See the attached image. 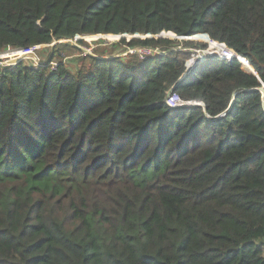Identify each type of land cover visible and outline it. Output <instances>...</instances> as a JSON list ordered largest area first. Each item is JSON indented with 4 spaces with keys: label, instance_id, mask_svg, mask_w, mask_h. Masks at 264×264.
<instances>
[{
    "label": "trees",
    "instance_id": "obj_1",
    "mask_svg": "<svg viewBox=\"0 0 264 264\" xmlns=\"http://www.w3.org/2000/svg\"><path fill=\"white\" fill-rule=\"evenodd\" d=\"M123 34L169 52L0 68V264H264V0H0V53ZM160 34L245 58L174 89L206 112Z\"/></svg>",
    "mask_w": 264,
    "mask_h": 264
},
{
    "label": "rangeland",
    "instance_id": "obj_2",
    "mask_svg": "<svg viewBox=\"0 0 264 264\" xmlns=\"http://www.w3.org/2000/svg\"><path fill=\"white\" fill-rule=\"evenodd\" d=\"M78 36L76 38H67L61 41L55 40L54 42H52L51 44L47 46L27 48V49H30L31 51L24 50V49H7L1 52L0 55L8 59L7 65H11V66L17 65L19 62L22 61L28 67L38 68L41 64H50L49 55L52 52L51 50L54 51V49L56 48L57 51L55 53H56L57 60L63 61L66 65H68L67 68L70 71L76 72L81 67L80 62H79L80 58L78 57L80 54L78 53V51L72 50L69 47L67 49H63L64 48L63 45L76 47L77 49H79L86 55H91V56H95L99 58H106V59H112V58H117V57L124 58V57H127V55H130L128 57H131V56L133 58L137 57L139 60H141V55L144 53V50L146 48L151 49L152 51L158 54L167 52V51H162L161 49H157V48L130 46L129 43H123V40H125L126 42H130L132 40L127 37L119 39V36L102 35V36H99L98 38L95 37L94 39L86 40V38L81 37V36L78 37ZM159 37L161 39H171L180 44V46L178 47L174 45L175 48H172L171 50H178V49L182 50L183 48L182 44L184 41H192L193 46L188 49L187 48L185 49V50H190L193 53V56L189 60V62L199 61L201 60L202 57L212 56L215 52L219 53V50L223 52L224 54H226L225 51L222 50L221 47H219L218 49L215 45H213V43H209V42L207 43L203 41L204 40L203 35H197V36L194 35L192 37L186 38V37H178L176 35L174 37L173 36L170 37V35L160 34ZM139 38H142V37H139ZM211 42H213L212 39H211ZM58 47H60L61 50L58 49ZM21 50H24L25 52H22L21 54H16L18 52H21ZM9 51L10 52L13 51V53L10 54ZM32 52L35 56H33ZM17 58L22 59V60L17 62V60H15ZM239 60L241 62L242 59H239ZM242 68L248 73L256 74L255 70L252 71L251 70L252 68L249 67L245 62H243ZM171 92H174V91H171Z\"/></svg>",
    "mask_w": 264,
    "mask_h": 264
},
{
    "label": "built area",
    "instance_id": "obj_3",
    "mask_svg": "<svg viewBox=\"0 0 264 264\" xmlns=\"http://www.w3.org/2000/svg\"><path fill=\"white\" fill-rule=\"evenodd\" d=\"M56 40V39H55ZM54 40V41H55ZM61 40H63V39H60V40H58V41H61ZM53 41V42H54ZM44 46H47V45H44ZM34 47H38V46H34ZM33 47V48H34ZM32 48V47H31ZM153 53H155L154 51H152L151 49H148V48H146L145 50H144V53L141 55V59H145L148 55H151V54H153ZM218 55V56H220V58H224V59H227V60H231V59H233V58H238V57H235L236 55H230L231 57L229 58L228 56H226V55H219V53H217V52H215L213 55ZM238 55V54H237ZM239 56V55H238ZM28 58H30V57H28ZM24 59V58H23ZM238 59H240V56H239V58ZM7 58L6 57H2V55H0V68H3V67H8V66H11V65H7ZM20 60H22V59H18L17 60V62H19ZM16 62V63H17ZM58 65H57V63L56 62H53V63H51V65H50V67H51V69L52 70H54L56 67H57ZM167 104L170 106V107H172V108H178V107H185V106H187L188 104H190V103H194L193 101H185V100H183L179 95H178V93H176V92H170L169 93V95H168V97H167ZM196 103H198V101H195ZM200 104H202L201 102H199Z\"/></svg>",
    "mask_w": 264,
    "mask_h": 264
},
{
    "label": "water",
    "instance_id": "obj_4",
    "mask_svg": "<svg viewBox=\"0 0 264 264\" xmlns=\"http://www.w3.org/2000/svg\"><path fill=\"white\" fill-rule=\"evenodd\" d=\"M124 35V34H123ZM123 35H121L122 37L121 38H125V36H123ZM177 36V35H176ZM154 36H151L150 38H153ZM76 38V37H75ZM135 38H139V37H133L132 39H135ZM146 38H148V37H146ZM167 52H165V53H161V54H166ZM217 55V54H216ZM218 56V55H217ZM235 57H238L239 58V56L238 55H236ZM97 58H99V57H97ZM245 59L244 57H242L241 56V58L240 59ZM99 59H106V58H99ZM206 59H207V57H202L201 58V60H199V61H195V62H188V64H187V66H188V70H187V72H186V74L184 75V77L183 78H181L180 80H179V82L171 89V91H174V89L178 86V84L179 83H181L197 66H199V65H201V64H203L205 61H206ZM262 93H263V95H264V87H262V88H260L259 89ZM170 91V92H171ZM194 103H190V104H188L187 105V107H191V106H203L204 107V110H205V112L207 111V108H206V106L205 105H202V104H200L199 102L198 103H196L195 101H193ZM232 108V103H231V105H230V107H229V110Z\"/></svg>",
    "mask_w": 264,
    "mask_h": 264
},
{
    "label": "bare ground",
    "instance_id": "obj_5",
    "mask_svg": "<svg viewBox=\"0 0 264 264\" xmlns=\"http://www.w3.org/2000/svg\"><path fill=\"white\" fill-rule=\"evenodd\" d=\"M123 36H125L126 37V35H123ZM122 36H119V39L121 38ZM114 39V38H113ZM233 55H236V54H233Z\"/></svg>",
    "mask_w": 264,
    "mask_h": 264
}]
</instances>
